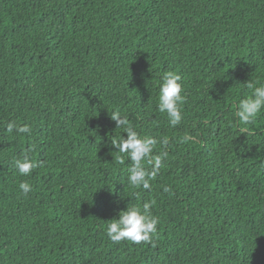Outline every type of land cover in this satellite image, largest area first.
<instances>
[{"label": "trees", "instance_id": "trees-1", "mask_svg": "<svg viewBox=\"0 0 264 264\" xmlns=\"http://www.w3.org/2000/svg\"><path fill=\"white\" fill-rule=\"evenodd\" d=\"M167 71L186 100L175 127ZM247 81L264 83V0H0V264H264V109L237 119ZM117 110L167 152L150 190L117 162ZM145 202L151 242L112 241L109 220Z\"/></svg>", "mask_w": 264, "mask_h": 264}, {"label": "clouds", "instance_id": "clouds-1", "mask_svg": "<svg viewBox=\"0 0 264 264\" xmlns=\"http://www.w3.org/2000/svg\"><path fill=\"white\" fill-rule=\"evenodd\" d=\"M251 90V95L241 99L237 104L236 117L239 122L248 125L251 124L257 115L264 109V83L256 86L253 82L247 81L244 84ZM183 85L181 76L173 71L165 72L161 77L159 86L158 109L161 113L167 115L170 126L179 125L183 119L182 105L186 102L185 96L182 95ZM110 118L115 122L116 128L123 127L126 138L120 135L118 140L111 142V145L119 151L121 156L117 157L119 164L125 163V156L131 162L128 168L127 182L133 188L151 189V181L155 179L163 161L167 157V152L153 154L157 140L142 136L129 124L127 117L120 115L119 111H114ZM21 134H30L31 127L27 124L17 126L15 122L7 124L9 133L13 130ZM187 141L190 136H185ZM166 143V141H162ZM31 151V149L29 150ZM145 163L151 165L148 169ZM14 166L18 173L28 176L33 169L40 166V162L30 158L28 154L14 161ZM19 189L23 195L33 191L32 185L27 181L19 183ZM164 192L171 194V188L165 186ZM152 202H145L141 207L131 206L118 214V218L109 220L106 228L108 237L114 242L128 240L136 244L141 242H151L153 234L157 231L159 218L151 212Z\"/></svg>", "mask_w": 264, "mask_h": 264}]
</instances>
